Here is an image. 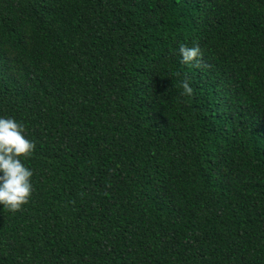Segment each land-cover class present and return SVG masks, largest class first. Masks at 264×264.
I'll return each mask as SVG.
<instances>
[{
  "label": "trees",
  "instance_id": "1",
  "mask_svg": "<svg viewBox=\"0 0 264 264\" xmlns=\"http://www.w3.org/2000/svg\"><path fill=\"white\" fill-rule=\"evenodd\" d=\"M0 118V264H264V0H0Z\"/></svg>",
  "mask_w": 264,
  "mask_h": 264
},
{
  "label": "clouds",
  "instance_id": "2",
  "mask_svg": "<svg viewBox=\"0 0 264 264\" xmlns=\"http://www.w3.org/2000/svg\"><path fill=\"white\" fill-rule=\"evenodd\" d=\"M179 52L185 64H197L202 59L198 45L188 47L181 44ZM185 94H191L192 88L187 80L182 82ZM26 129L22 123L12 118H0V204L4 211H18L31 199L33 172L22 159H28L35 150V143L24 135Z\"/></svg>",
  "mask_w": 264,
  "mask_h": 264
}]
</instances>
